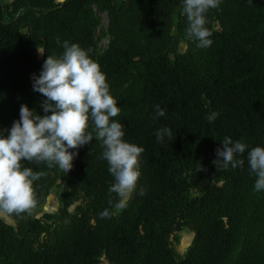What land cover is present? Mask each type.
I'll return each instance as SVG.
<instances>
[{
  "label": "trees",
  "instance_id": "trees-1",
  "mask_svg": "<svg viewBox=\"0 0 264 264\" xmlns=\"http://www.w3.org/2000/svg\"><path fill=\"white\" fill-rule=\"evenodd\" d=\"M93 4L109 18L101 54ZM182 9L183 0H0V134L20 118L22 104L44 114L32 75L68 41L90 50L117 100L124 139L144 149L136 190L120 212L108 203L114 179L95 139L70 149L78 155L68 173L23 161L45 173L33 185L36 204L58 187L61 207L13 215L16 227L0 218V264H102V257L112 264L228 263L256 179L247 151L264 147V0H221L207 13L212 44L204 49L188 37ZM7 11L15 17L6 20ZM182 34L186 50L179 52ZM37 46L45 51L40 58ZM156 105L166 109L163 117L156 118ZM212 112L219 115L209 123ZM163 127L172 137L157 142ZM226 136L248 145L237 157L242 167L213 163ZM105 209L113 214L102 219ZM185 227L193 237L181 255L173 243ZM259 257L264 264V241ZM234 264H254V256L245 250Z\"/></svg>",
  "mask_w": 264,
  "mask_h": 264
},
{
  "label": "clouds",
  "instance_id": "clouds-1",
  "mask_svg": "<svg viewBox=\"0 0 264 264\" xmlns=\"http://www.w3.org/2000/svg\"><path fill=\"white\" fill-rule=\"evenodd\" d=\"M221 0H183L182 14L186 16L187 35L197 47H210L212 32L205 26L207 13L219 8ZM62 55L47 56L39 75H32L34 92L45 99L43 115L20 106V118L13 122L7 135L0 134V218L21 216L36 206L34 182L45 175L23 166V161L57 167L68 173L79 149L94 139L100 142L101 159L108 164L114 182L109 186V205L115 212L124 210L136 190L140 176V156L144 149L127 142L124 126L114 118L120 113L117 100L110 94L106 75L89 52L78 44L64 42ZM40 55L44 49L37 46ZM166 109L156 105V118L163 117ZM219 113L207 116L209 123ZM172 137V130H157V142ZM216 150V168L242 167V156L248 145L226 136ZM249 171L255 175L254 190L264 191V147L255 146L247 151ZM115 194V198H113ZM143 194V193H141ZM115 199V202H114ZM113 213L105 209L100 217L110 218Z\"/></svg>",
  "mask_w": 264,
  "mask_h": 264
},
{
  "label": "rangeland",
  "instance_id": "rangeland-1",
  "mask_svg": "<svg viewBox=\"0 0 264 264\" xmlns=\"http://www.w3.org/2000/svg\"><path fill=\"white\" fill-rule=\"evenodd\" d=\"M7 3H10L12 0H1ZM91 12L94 16L93 32L96 41L97 54H101L108 46L110 42V34L108 32V13L99 4H93L91 6ZM15 17V13L12 11H7L5 18L10 20ZM216 28H219V25L216 24ZM172 33L176 35V30L172 29ZM178 51L183 52L186 50L185 34L178 36ZM38 58L41 55L36 52ZM1 131V126H0ZM60 188L54 187L52 192L40 203L30 210V212L25 213V218L40 217L43 213L46 212H57L61 207L59 201ZM82 200L79 199L75 201L70 207L69 210L72 211L75 205L81 204ZM248 206L249 210L246 218L242 224L241 235L239 243L232 253L231 257L227 264H234L235 261L240 257L243 252L250 251L254 256V264H260L258 259L259 255L263 250V241H264V191H255L254 185L248 190ZM5 222L16 227V223L10 217L1 218ZM177 240L174 241L173 246L175 250L183 255L188 246L191 243L193 232L190 231L188 227L183 228L181 231L175 233ZM43 237L41 235L37 242ZM37 244V243H36ZM102 264H112L101 258Z\"/></svg>",
  "mask_w": 264,
  "mask_h": 264
}]
</instances>
